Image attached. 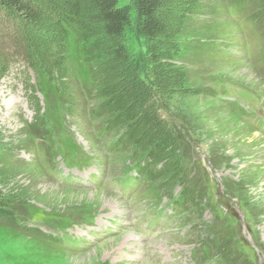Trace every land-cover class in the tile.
Wrapping results in <instances>:
<instances>
[{"label": "rangeland", "instance_id": "1", "mask_svg": "<svg viewBox=\"0 0 264 264\" xmlns=\"http://www.w3.org/2000/svg\"><path fill=\"white\" fill-rule=\"evenodd\" d=\"M31 1L0 7V264H264V0H170L155 41L118 0L124 57Z\"/></svg>", "mask_w": 264, "mask_h": 264}, {"label": "trees", "instance_id": "2", "mask_svg": "<svg viewBox=\"0 0 264 264\" xmlns=\"http://www.w3.org/2000/svg\"><path fill=\"white\" fill-rule=\"evenodd\" d=\"M83 6L98 22L102 34L113 41L116 55L124 57V49L119 43L120 39L123 40L125 28L130 25L131 7L119 5L118 0H84ZM0 7L33 23H37L40 16L38 6L31 0H0ZM132 7L137 16L138 32L145 36V40L159 39L171 10L170 0H132ZM142 167L147 168L145 161Z\"/></svg>", "mask_w": 264, "mask_h": 264}, {"label": "bare ground", "instance_id": "3", "mask_svg": "<svg viewBox=\"0 0 264 264\" xmlns=\"http://www.w3.org/2000/svg\"><path fill=\"white\" fill-rule=\"evenodd\" d=\"M109 201L110 200H105L104 201V204H108L109 203ZM132 236V235H131ZM136 236V235H135ZM137 237V236H136ZM134 240V239H133ZM137 244H138V242H137ZM145 263L144 264H150L151 262L149 261V260H147V261H144Z\"/></svg>", "mask_w": 264, "mask_h": 264}]
</instances>
